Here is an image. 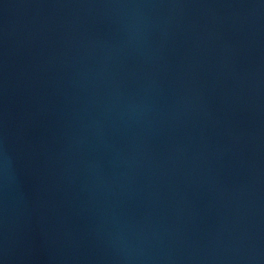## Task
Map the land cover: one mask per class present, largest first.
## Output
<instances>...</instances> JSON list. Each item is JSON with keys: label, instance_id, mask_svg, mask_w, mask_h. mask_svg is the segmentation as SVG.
<instances>
[{"label": "water", "instance_id": "obj_1", "mask_svg": "<svg viewBox=\"0 0 264 264\" xmlns=\"http://www.w3.org/2000/svg\"><path fill=\"white\" fill-rule=\"evenodd\" d=\"M0 264H264V0H0Z\"/></svg>", "mask_w": 264, "mask_h": 264}]
</instances>
